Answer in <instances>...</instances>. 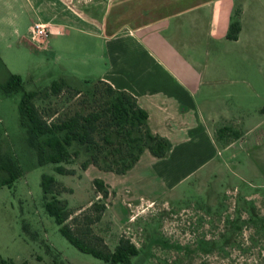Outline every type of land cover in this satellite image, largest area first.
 <instances>
[{"label": "rangeland", "instance_id": "obj_1", "mask_svg": "<svg viewBox=\"0 0 264 264\" xmlns=\"http://www.w3.org/2000/svg\"><path fill=\"white\" fill-rule=\"evenodd\" d=\"M234 2L231 17L240 23L242 17L245 32L228 49L217 43L219 81L194 99L199 104L204 96L221 97L216 99L229 108L233 131H223L224 140L216 143L199 105L187 114L168 108L147 120L149 130L167 140L164 156L146 148L124 172L94 163L83 168L89 152L73 144L78 155L61 164L74 172L60 173L57 163H39L28 143L19 122L22 90L6 93L0 87V157L16 168L0 167V264H119L81 251L61 233L44 206L42 173L66 187L58 197L76 210L70 223L76 214L82 221L93 200L106 203L93 228L111 248L121 235L130 238L139 252L129 264H264V0ZM9 13L0 0V82L18 73L30 90L64 79L60 93L35 99L48 118L89 107L84 94L73 96V88L85 91L99 79L104 67L98 40L65 24L66 31H53L39 43L26 21L15 30ZM95 179L104 182L106 197Z\"/></svg>", "mask_w": 264, "mask_h": 264}, {"label": "crops", "instance_id": "obj_2", "mask_svg": "<svg viewBox=\"0 0 264 264\" xmlns=\"http://www.w3.org/2000/svg\"><path fill=\"white\" fill-rule=\"evenodd\" d=\"M10 25L29 31L40 20L94 36L102 48L99 79L132 93L138 104L153 114H187L193 106L206 122L214 143L224 140L218 130L229 125V108L221 97L195 98L216 78L217 43L237 45L227 37L234 0H5ZM16 6V10L14 8ZM12 10V13H11ZM31 10V11H30ZM32 13V15L30 14ZM29 17V18H28ZM172 101H167V100ZM225 143H227L225 141Z\"/></svg>", "mask_w": 264, "mask_h": 264}, {"label": "trees", "instance_id": "obj_3", "mask_svg": "<svg viewBox=\"0 0 264 264\" xmlns=\"http://www.w3.org/2000/svg\"><path fill=\"white\" fill-rule=\"evenodd\" d=\"M240 29L241 23L234 17L229 23L227 37L236 39ZM66 86L61 78L43 88L26 90L18 73H10L6 81L0 82L6 93L22 90L18 103L19 122L26 129L28 143L36 149L39 163H57L55 168L58 172L73 173V169L61 164L78 155L79 149H72L73 144L83 146L89 152L88 158L81 163L83 168L94 163L115 172H124L146 148L157 157L167 153L166 138L149 130L148 112L138 104L136 97L102 79L91 83L85 91L73 88V96L84 94L82 102L89 104L86 109L76 108L63 117L54 116L55 113H51L49 118L45 116L35 99L40 94H58ZM225 130L233 131L225 125L219 128V133ZM233 133L238 136V132ZM0 167L16 169L1 157ZM16 176L17 170L5 181L11 183ZM94 184L96 190L106 197L108 192L104 182L95 179ZM41 187L46 211L54 217L61 233L81 251L119 264H129L131 257L139 252V247L124 235L111 248L104 237L95 232L93 224L100 220L106 208L104 201L93 200L81 213L82 221H78L76 214L72 217L73 223H70L68 219L76 210L69 208L66 201L58 197L66 187L48 173H42Z\"/></svg>", "mask_w": 264, "mask_h": 264}, {"label": "built area", "instance_id": "obj_4", "mask_svg": "<svg viewBox=\"0 0 264 264\" xmlns=\"http://www.w3.org/2000/svg\"><path fill=\"white\" fill-rule=\"evenodd\" d=\"M63 28L57 24L36 20L29 27V33L32 40L39 43H45L47 36L53 31H61Z\"/></svg>", "mask_w": 264, "mask_h": 264}]
</instances>
